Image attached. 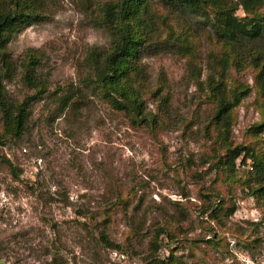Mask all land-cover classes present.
<instances>
[{
    "label": "rangeland",
    "instance_id": "obj_1",
    "mask_svg": "<svg viewBox=\"0 0 264 264\" xmlns=\"http://www.w3.org/2000/svg\"><path fill=\"white\" fill-rule=\"evenodd\" d=\"M107 1L47 0L44 19L10 39L18 64L38 52L47 91L38 97L22 69L7 82L9 97L29 104V123L21 138L7 136L0 113V264H264V207L243 168L220 167L209 126L205 18L154 1L143 98L163 116V90L170 117L148 126L112 107L87 63L111 48ZM232 76L252 88L232 142L250 144L261 119L255 72L245 64Z\"/></svg>",
    "mask_w": 264,
    "mask_h": 264
},
{
    "label": "trees",
    "instance_id": "obj_2",
    "mask_svg": "<svg viewBox=\"0 0 264 264\" xmlns=\"http://www.w3.org/2000/svg\"><path fill=\"white\" fill-rule=\"evenodd\" d=\"M46 1L0 0V113L7 136L21 138L29 123V104L10 98L7 82L18 77L22 69L24 83L28 88L35 89L38 97L47 91L38 74V52L30 50L24 61L18 64L8 51V44L14 35L44 19ZM154 1L105 2L101 8L102 24L111 34V48L105 51L94 49L87 57L95 82L112 107L128 113L136 123L148 126L163 124L165 116L170 117V100L162 94L163 90L158 94L162 100L160 110L163 116L147 111L143 98L149 76L140 61L141 55L150 47L155 31L152 16ZM159 1L173 10L205 18L208 40L214 48L209 55L210 74L206 79L210 92L208 103L213 109L209 126L213 127L216 142L225 152V158L218 160L219 165L234 175L243 168L245 189L264 207V0ZM240 9L244 12L242 17L238 15ZM245 64L255 72V104L261 119L247 130L253 142L235 145L232 142L235 111L252 88L234 78L232 70L239 71ZM156 92L152 94L157 96ZM234 213L232 209L227 216ZM161 232L164 233V230ZM160 263L153 258L148 264Z\"/></svg>",
    "mask_w": 264,
    "mask_h": 264
}]
</instances>
